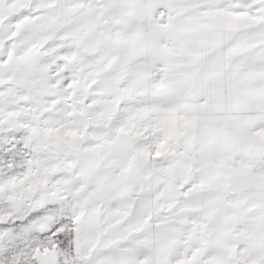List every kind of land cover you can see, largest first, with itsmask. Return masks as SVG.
I'll return each instance as SVG.
<instances>
[{
  "label": "snow or ice",
  "instance_id": "1",
  "mask_svg": "<svg viewBox=\"0 0 264 264\" xmlns=\"http://www.w3.org/2000/svg\"><path fill=\"white\" fill-rule=\"evenodd\" d=\"M0 264H264V0H0Z\"/></svg>",
  "mask_w": 264,
  "mask_h": 264
}]
</instances>
